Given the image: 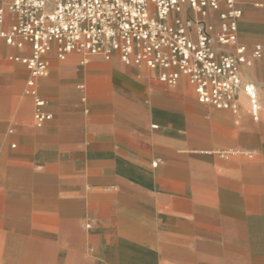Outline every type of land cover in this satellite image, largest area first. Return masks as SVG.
I'll return each instance as SVG.
<instances>
[{
  "label": "crops",
  "instance_id": "obj_1",
  "mask_svg": "<svg viewBox=\"0 0 264 264\" xmlns=\"http://www.w3.org/2000/svg\"><path fill=\"white\" fill-rule=\"evenodd\" d=\"M237 6L240 41L263 48L243 69L257 120L243 94L233 113L185 76L50 52L37 90L51 119L36 126L10 59L29 44L0 36V264H264V0Z\"/></svg>",
  "mask_w": 264,
  "mask_h": 264
},
{
  "label": "built area",
  "instance_id": "obj_2",
  "mask_svg": "<svg viewBox=\"0 0 264 264\" xmlns=\"http://www.w3.org/2000/svg\"><path fill=\"white\" fill-rule=\"evenodd\" d=\"M7 12L14 23L4 30ZM241 16L237 0H11L0 6V36L19 48L29 44L27 56L10 59L29 73L25 92L34 99L36 126L51 119L37 90L50 52L58 59L73 52L104 60L117 55L125 64L157 71L170 86L185 76L198 102L233 113L243 94L257 120V86L244 79L243 69L263 48L240 41Z\"/></svg>",
  "mask_w": 264,
  "mask_h": 264
},
{
  "label": "rangeland",
  "instance_id": "obj_3",
  "mask_svg": "<svg viewBox=\"0 0 264 264\" xmlns=\"http://www.w3.org/2000/svg\"><path fill=\"white\" fill-rule=\"evenodd\" d=\"M259 39H263L264 38V36H260V37H258Z\"/></svg>",
  "mask_w": 264,
  "mask_h": 264
}]
</instances>
